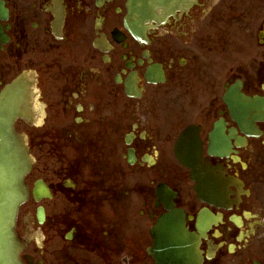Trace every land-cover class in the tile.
<instances>
[{
	"label": "flooded vegetation",
	"instance_id": "1",
	"mask_svg": "<svg viewBox=\"0 0 264 264\" xmlns=\"http://www.w3.org/2000/svg\"><path fill=\"white\" fill-rule=\"evenodd\" d=\"M127 4L0 0V92L27 74L30 96L22 263L181 264L154 255L179 226L190 264H264V0H184L137 34Z\"/></svg>",
	"mask_w": 264,
	"mask_h": 264
},
{
	"label": "water",
	"instance_id": "2",
	"mask_svg": "<svg viewBox=\"0 0 264 264\" xmlns=\"http://www.w3.org/2000/svg\"><path fill=\"white\" fill-rule=\"evenodd\" d=\"M172 0H129L126 28L136 34L145 30V23L152 21L158 8L168 10ZM25 77H20L8 85L0 94V264H22L19 253L22 241L15 230L17 212L26 199L29 191L25 177L32 168L28 149L14 124L21 116L22 107L27 99ZM41 190L35 185L34 195ZM38 219L42 220L41 209ZM168 246L159 247L161 256H187L190 248L180 246V237L171 232L165 239ZM172 244V245H171Z\"/></svg>",
	"mask_w": 264,
	"mask_h": 264
}]
</instances>
